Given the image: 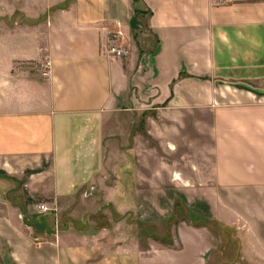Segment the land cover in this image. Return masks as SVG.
<instances>
[{
    "label": "crops",
    "instance_id": "1",
    "mask_svg": "<svg viewBox=\"0 0 264 264\" xmlns=\"http://www.w3.org/2000/svg\"><path fill=\"white\" fill-rule=\"evenodd\" d=\"M55 5L0 39V264H264V0Z\"/></svg>",
    "mask_w": 264,
    "mask_h": 264
},
{
    "label": "rangeland",
    "instance_id": "2",
    "mask_svg": "<svg viewBox=\"0 0 264 264\" xmlns=\"http://www.w3.org/2000/svg\"><path fill=\"white\" fill-rule=\"evenodd\" d=\"M60 0H0V39L3 38L5 35H7V30L10 26V28L14 29V28H18L19 25L24 21H27L26 19L30 18V17H26L24 12H23V9H26L27 6H32L34 8L33 12L36 13L35 11V6H57L55 4H57ZM64 3V2H63ZM66 3L62 4V5H65ZM29 16H30V13H29ZM33 15H31L32 17ZM113 42H111L110 44H112ZM113 45H118V46H121L119 44H113ZM111 46V45H109ZM108 46V47H109ZM111 57H114V56H111ZM136 112V111H135ZM147 114V110L146 111H141V114ZM135 116L137 117V112L134 113L133 115V118H130L131 120V124H128L129 125V129L131 130V136L137 132L139 133H142V135H144L143 137V144H142V148L143 150L147 151V147L150 145V147L153 145V142L152 141H149L150 139H148V135L146 133V120L143 121V115L141 116V118L139 119H136ZM135 118V119H134ZM132 120H139V122H133ZM142 120V122H141ZM151 161L153 162V157L150 158ZM48 207V206H47ZM49 210H51L50 207H48ZM215 223H212L209 222V221H206L205 223L206 224H211V226L213 227V229H218L221 231V234L225 231V234H223V238H224V241H223V247H225L226 251V255L229 253L231 254L233 252H231V249H233L234 247L232 248H229L228 249V246L226 245L227 243V239H228V236L230 237L231 239V236L230 235H227L226 234V227L221 228L223 226V224H219L217 221H214ZM230 245V244H229ZM234 245H238V243L234 244ZM229 250V251H228Z\"/></svg>",
    "mask_w": 264,
    "mask_h": 264
},
{
    "label": "built area",
    "instance_id": "3",
    "mask_svg": "<svg viewBox=\"0 0 264 264\" xmlns=\"http://www.w3.org/2000/svg\"><path fill=\"white\" fill-rule=\"evenodd\" d=\"M106 51H107L108 56H114V57H124V56L129 55L130 53L128 48L121 47L118 45H111L106 49ZM39 209L45 212L49 208L46 205L42 204V205H39Z\"/></svg>",
    "mask_w": 264,
    "mask_h": 264
}]
</instances>
